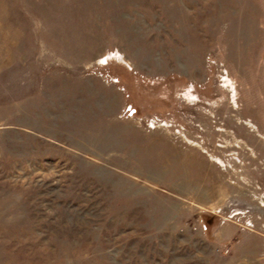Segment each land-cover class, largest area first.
Returning <instances> with one entry per match:
<instances>
[{"label": "rangeland", "instance_id": "1", "mask_svg": "<svg viewBox=\"0 0 264 264\" xmlns=\"http://www.w3.org/2000/svg\"><path fill=\"white\" fill-rule=\"evenodd\" d=\"M0 264H264V0H0Z\"/></svg>", "mask_w": 264, "mask_h": 264}, {"label": "built area", "instance_id": "2", "mask_svg": "<svg viewBox=\"0 0 264 264\" xmlns=\"http://www.w3.org/2000/svg\"><path fill=\"white\" fill-rule=\"evenodd\" d=\"M128 111L133 114L135 112V109H132L130 107V108H128ZM194 226H195V228H197L199 226V227H201L202 229H205V230L207 228L206 224H204L200 219L197 220V223H195Z\"/></svg>", "mask_w": 264, "mask_h": 264}]
</instances>
